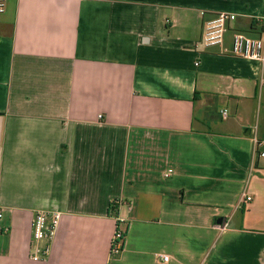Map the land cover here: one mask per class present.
Returning a JSON list of instances; mask_svg holds the SVG:
<instances>
[{"label":"crops","instance_id":"1","mask_svg":"<svg viewBox=\"0 0 264 264\" xmlns=\"http://www.w3.org/2000/svg\"><path fill=\"white\" fill-rule=\"evenodd\" d=\"M220 11L238 18L206 47ZM256 17L264 0H8L0 264H264V62L231 52ZM42 210L61 221L34 259Z\"/></svg>","mask_w":264,"mask_h":264},{"label":"built area","instance_id":"2","mask_svg":"<svg viewBox=\"0 0 264 264\" xmlns=\"http://www.w3.org/2000/svg\"><path fill=\"white\" fill-rule=\"evenodd\" d=\"M8 0H0V15L6 11ZM238 15L230 12L220 11L216 16L206 23L204 28L203 44L206 47H213L221 44L228 32L230 25L234 23ZM262 21V17H256ZM258 20V21H259ZM231 52L236 57H241L258 62H264V27L259 37H252L244 33H236L233 37ZM227 110H223L222 117L227 118ZM101 118V116H100ZM254 159H264V142L255 141ZM247 202L251 201V197L247 196ZM120 205L118 201H114L112 208ZM0 213V217H1ZM61 221V213L57 211H37L32 219V243L33 258L39 259L46 257L50 251V242L56 234ZM227 226V225H226ZM224 226V228L226 227ZM124 232L116 229L112 241V251L119 254L124 247ZM160 258L167 262L168 257L160 255Z\"/></svg>","mask_w":264,"mask_h":264},{"label":"trees","instance_id":"3","mask_svg":"<svg viewBox=\"0 0 264 264\" xmlns=\"http://www.w3.org/2000/svg\"><path fill=\"white\" fill-rule=\"evenodd\" d=\"M253 26H254V22H253ZM263 30V29H262ZM112 205H114V202H112L111 203V205H110V209H109V211H110V213H111V215L113 216V217H115V218H117V205H115V210L112 208ZM117 229H121L123 232H124V236L126 237V234H127V227L126 228H122V226H121V223L118 221L117 222ZM125 237H124V240H125ZM113 248V247H112ZM112 253H113V251H112ZM114 254V253H113ZM115 255H118V254H115Z\"/></svg>","mask_w":264,"mask_h":264}]
</instances>
